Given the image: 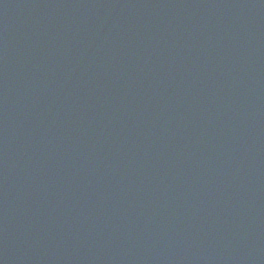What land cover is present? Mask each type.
Returning a JSON list of instances; mask_svg holds the SVG:
<instances>
[{"label":"water","instance_id":"95a60500","mask_svg":"<svg viewBox=\"0 0 264 264\" xmlns=\"http://www.w3.org/2000/svg\"><path fill=\"white\" fill-rule=\"evenodd\" d=\"M0 264H264V0H0Z\"/></svg>","mask_w":264,"mask_h":264}]
</instances>
